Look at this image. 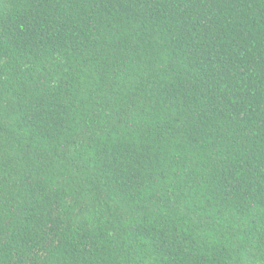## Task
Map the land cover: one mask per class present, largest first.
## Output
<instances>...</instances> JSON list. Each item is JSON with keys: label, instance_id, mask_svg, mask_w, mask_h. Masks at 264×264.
Masks as SVG:
<instances>
[{"label": "trees", "instance_id": "16d2710c", "mask_svg": "<svg viewBox=\"0 0 264 264\" xmlns=\"http://www.w3.org/2000/svg\"><path fill=\"white\" fill-rule=\"evenodd\" d=\"M0 264H264V0H0Z\"/></svg>", "mask_w": 264, "mask_h": 264}]
</instances>
